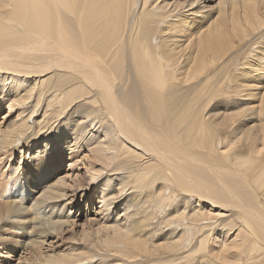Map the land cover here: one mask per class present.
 <instances>
[{
	"label": "bare ground",
	"instance_id": "obj_1",
	"mask_svg": "<svg viewBox=\"0 0 264 264\" xmlns=\"http://www.w3.org/2000/svg\"><path fill=\"white\" fill-rule=\"evenodd\" d=\"M212 1L0 0V101L15 112L0 120V169L20 155L0 172V231L37 199L32 214L55 213L42 243L77 209L109 222L100 241L117 264H264V0ZM65 129L77 140L57 141ZM64 162L99 180L98 211L70 202L86 200L85 184L66 185L79 174L38 178ZM222 229L233 237L209 249ZM42 243L25 264L95 257Z\"/></svg>",
	"mask_w": 264,
	"mask_h": 264
},
{
	"label": "rangeland",
	"instance_id": "obj_2",
	"mask_svg": "<svg viewBox=\"0 0 264 264\" xmlns=\"http://www.w3.org/2000/svg\"><path fill=\"white\" fill-rule=\"evenodd\" d=\"M217 1L218 0H213L212 2H210V3H208V5H212V4H215V3H217ZM212 3V4H211ZM209 20V19H208ZM180 44H182V45H184V43H180ZM26 53L27 55H30V56H33V53L34 52H31V54H30V52L29 51H21V53L24 55V56H26L24 53ZM15 53H17V52H15ZM13 58V57H12ZM28 61H30V60H28ZM32 62V61H31ZM28 63H30V62H28ZM5 100L6 99H4L3 101H0V104H1V107H0V120L1 121H5L9 116H12V114H14L15 112H14V110H11V111H8L7 109H6V104L4 105V103L3 102H5ZM29 105V103L28 104H26V106H28ZM41 106V105H40ZM37 107H39V106H37ZM43 109L45 108V106H41ZM39 112H41V110L38 108V114H39ZM7 114V116H5ZM37 114V115H38ZM66 111L64 112V113H62L61 115H60V117H58V118H55L53 121H52V123H51V125H52V131L51 132H49V135L50 136H52L53 134L55 135V130H56V128H58L59 126L61 127V126H63V124L62 125H60L63 121H64V119H65V117H67V116H69V117H71V118H75L74 116H75V114L73 113H71V115H68V114H66ZM62 116V117H61ZM3 117V118H2ZM40 117V116H39ZM38 117V118H39ZM54 125V126H53ZM58 126V127H57ZM64 127H66V123H64ZM96 130V127H94V131ZM100 130V129H99ZM62 132H64L65 134H66V129L65 130H63ZM32 133V132H31ZM63 134V135H59V136H56L55 137V139L57 140V141H60V142H68V141H71V143L73 142V140L75 141V140H77V139H74V136H75V134L73 133V131H72V133L70 134V133H68V134ZM90 134V133H89ZM89 134L88 133H86V135L87 136H89ZM29 136V135H28ZM88 138V137H87ZM31 140H33V139H31ZM43 142V141H42ZM78 142V141H77ZM43 144L44 143H42V145H40L39 146V148H41L42 146H43ZM78 145L76 144V145H74L73 146V148H75V147H77ZM48 148H50V147H48ZM22 151H24L25 152V155H28V154H26V152H27V150H24V148L22 149ZM84 153H86V151H84L83 153H82V155L84 154ZM18 155H19V153H18ZM18 155H12V156H9L8 157V159L6 160V161H8L7 163H5L6 165L9 163V161H10V163L11 162H17L18 160H19V157H20V155L18 156ZM80 157H81V155H80ZM27 160V159H26ZM24 163L25 162H23V164H21V167L20 168H22L21 170H20V173H21V171H23L25 168H26V166H24ZM26 163H27V165H30L31 164V162H29V160H27L26 161ZM30 163V164H29ZM66 164V162H64V163H59L58 164V166L55 168V169H47L44 173H41V174H39L38 175V178H42V176L41 175H43V176H45V175H47V176H49V175H64V173H72V171H73V173H77V174H79V177L77 178V180H75V179H71V178H73V176H74V174H73V176L72 177H70L69 179H67L66 180V185H67V187L68 188H72V187H75L76 185H82V186H84V184H85V190H84V193L86 194L85 195V197L84 198H86V200H84V199H81V200H76V198H74V200H70V202H72V204L74 205H78V204H82L83 203V205H85V203H90V204H92L91 206H92V208H93V210H95L94 208H95V206H96V209H97V211H98V206H99V202H98V200L99 199H101L99 196V193H97V189L100 187V183H96V184H94V182H98L99 180H97V181H94L93 183H91V184H89V183H87V174H85V172H84V169H81V165H80V167L78 168V169H74V168H72L73 170H66V168H67V165H65ZM6 165H4L3 167H2V169H0V172H1V170L3 171V169L5 168V166ZM63 171V172H62ZM104 173H103V175H106L105 174V171H103ZM19 173V174H20ZM63 173V174H62ZM86 176V177H85ZM82 177V178H81ZM1 178H3V176H1L0 175V179ZM75 180V181H74ZM81 180H82V182H81ZM68 181V182H67ZM115 182V181H114ZM74 185V186H73ZM118 186L120 185L119 183L117 184ZM117 185H116V188L113 190V191H115V192H113V196H114V200H116V201H114V203L109 207V209L107 210V212L108 213H106V215H112L111 213H112V211H116V213L120 210V212H122L123 210H122V208H123V206H124V204H127V202H125L126 201V197H125V194L126 193H128L127 194V196L128 195H131L132 194V192H130L129 191V188L132 186L131 184H128L124 189L122 188V186H121V188L120 187H117ZM70 186H72V187H70ZM129 186V187H128ZM214 186V185H213ZM66 187V188H67ZM118 188V189H117ZM120 188V189H119ZM73 189V188H72ZM121 189H123V191L121 190ZM127 191V192H126ZM82 192V191H81ZM126 192V193H125ZM120 193V194H119ZM80 194V193H79ZM36 196L38 195V194H35ZM133 195V194H132ZM131 195V196H132ZM191 197H193L194 198V200H196L197 201V197L194 195V194H192V195H190ZM119 197V198H118ZM34 198H37V197H32V198H30V197H26V198H24V201H21L22 202V204L25 206V205H30V203L33 201V200H31V199H34ZM41 198V197H40ZM192 198V199H193ZM17 199L19 200V198L17 197ZM42 199V198H41ZM70 199V198H69ZM68 199V200H69ZM88 199V200H87ZM119 201H118V200ZM28 200V201H27ZM67 200V201H68ZM39 201V200H38ZM37 201V199H36V202L34 203V207L32 208V206L30 207V212H29V210H26V212L23 214V218H22V223H15L14 225H17L16 227H18L19 226V228H14L13 226L11 227V225H9V227H8V231H6V230H3V231H0V264H25L24 263V261H23V258L24 257H26V258H31L32 259V261H33V259H34V256H35V254H30V253H28V254H25L26 253V250L24 249L25 248V246L27 247V248H29V247H31V246H34V245H37V244H39V243H42L41 241H40V239H42L41 237H39V235H40V233H41V231L43 230V231H45L46 230V228L45 227H47V226H45L46 224H47V222H52L53 220H55V213L54 212H50V211H47V212H43L42 213V211L41 212H36L35 214L33 213H31L32 212V210L33 209H36L35 207L37 206V208L38 207H42L41 206V204L43 203V202H40V204H39V202ZM141 201V200H140ZM139 201V202H140ZM38 202V203H37ZM121 204V205H120ZM40 205V206H39ZM123 205V206H122ZM202 205H203V210L205 209V210H208L209 211V208L211 207L207 202H204V203H201V207H202ZM120 206H122L121 207V209L119 208ZM136 207H138V205L137 206H134V208L132 209L133 211H134V209L136 208ZM154 209V208H153ZM53 210V209H52ZM54 210H56L55 208H54ZM73 210V209H72ZM82 211H84V210H82ZM51 214H50V213ZM104 212H106L105 210H104ZM130 212V211H129ZM84 212H82V214H83ZM47 214V215H46ZM73 214V217H72V219H74V221H76V223H74L72 226H71V223H69V227L68 226H65V228H63L62 229V231H60V234L59 235H55V236H53V237H49L46 241H44L43 243H42V248H43V251L44 250H48V251H50V252H52V251H54V252H58V251H63V252H70V251H72V250H77L78 252H83L84 250H85V252L87 251H90L91 253H94L95 254V257H93V261H91L90 263L91 264H98V263H102V264H117V261L116 262H114L116 259L115 258H113L112 256H109V259H110V261H109V259H108V253H107V251H105L107 254H105V252H104V250L107 248L106 246H105V243H103L104 244V246H101L102 245V243H101V241L100 240H102V239H104L105 237V235H107V234H110V230L109 229H106L107 230V232H106V230H105V228H103L102 227V224H104V223H109V222H104L103 223V220L102 219H99L100 218V216L98 215L97 217L95 216V214H93V213H91L88 217L90 218V219H92V218H95L96 219V221H93L92 222V224L91 225H89V222H87L86 223V221L84 220L85 219V213L82 215L77 209H75L74 210V212L72 213ZM29 216V217H28ZM45 216V217H44ZM87 217V218H88ZM120 217H122V216H120ZM29 218V219H28ZM32 218V219H31ZM41 218V219H40ZM103 218V217H102ZM104 219V218H103ZM32 220H33V222H32ZM36 220V221H35ZM46 220V221H45ZM102 220V221H101ZM39 221V222H38ZM96 222V223H95ZM98 222H100V223H98ZM119 222L121 223V222H124L123 221V219H119ZM6 224L8 223V222H5ZM43 223H46V224H43ZM101 225V226H100ZM21 227V228H20ZM42 227L44 228V229H42ZM98 227V228H97ZM101 227V228H100ZM7 228V227H6ZM95 228L96 229H99L100 231H98L97 233H95ZM40 229V230H39ZM93 230H94V234H93ZM104 230H105V232H104ZM88 231H90V233H87L86 234V232H88ZM103 231V232H102ZM223 229L221 230V231H216V232H214V234L210 237V240L211 241H209V249H213V247L215 248V245H216V242L218 243V242H221L220 240H223V239H225L227 242H229V240L233 237V235L234 234H231L230 235V237H229V232H224L223 233ZM30 232V233H29ZM37 232V233H36ZM100 232V233H99ZM105 235H104V234ZM156 233H158V232H155L154 234H156ZM27 234V235H26ZM53 234H54V232H53ZM57 234V233H56ZM99 234H100V236H99ZM93 235V236H92ZM95 235V236H94ZM98 236V238H100V239H98V238H96ZM226 236V237H225ZM221 238H223V239H221ZM39 239V240H38ZM27 241V242H26ZM93 241V242H92ZM98 241V243H97V245L98 246H95V244H96V242ZM95 243V244H94ZM100 243V244H99ZM32 244V245H31ZM34 244V245H33ZM95 246H93V245ZM22 245V246H21ZM52 247H56L57 249H52ZM99 248V249H97V248ZM102 247V248H101ZM263 247H264V244H263ZM96 248V249H95ZM105 248V249H104ZM92 249H94V250H92ZM101 249V250H100ZM104 249V250H103ZM25 252H24V251ZM80 250V251H79ZM100 250V251H99ZM103 250V251H102ZM28 251V250H27ZM95 251V252H94ZM90 252H88V253H90ZM97 252V253H96ZM102 252V253H101ZM104 253V254H103ZM102 256H101V255ZM20 256V257H19ZM105 257V258H104ZM102 258V259H101ZM103 259H104V261H103ZM114 259V260H113ZM96 260V261H95ZM103 262H102V261ZM106 260H108V261H106ZM105 262V263H104ZM89 263V264H90Z\"/></svg>",
	"mask_w": 264,
	"mask_h": 264
}]
</instances>
